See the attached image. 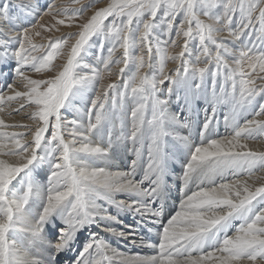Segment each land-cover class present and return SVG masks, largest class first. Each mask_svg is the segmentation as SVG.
Segmentation results:
<instances>
[{"label":"snow or ice","instance_id":"obj_1","mask_svg":"<svg viewBox=\"0 0 264 264\" xmlns=\"http://www.w3.org/2000/svg\"><path fill=\"white\" fill-rule=\"evenodd\" d=\"M98 2L0 0V113L22 101L13 111L33 121L0 117V264H264V151L249 145L264 140V0ZM64 25L76 31L52 35ZM121 150L127 171L97 166ZM177 163L183 198L165 221L157 202ZM121 212L152 218L155 255L126 256L96 233L80 241L100 224L134 238L111 226Z\"/></svg>","mask_w":264,"mask_h":264},{"label":"bare ground","instance_id":"obj_2","mask_svg":"<svg viewBox=\"0 0 264 264\" xmlns=\"http://www.w3.org/2000/svg\"><path fill=\"white\" fill-rule=\"evenodd\" d=\"M106 4L101 3L99 7H102ZM180 50V49H178ZM6 70V68H5ZM13 78V77H12ZM0 80H4L3 76H0ZM0 85H3V83H0ZM22 86H19V90H21ZM22 91V90H21ZM22 103V101H13L10 105H3L5 111L3 113H0V117H2L7 124H32L33 121L29 118L28 113L26 111H20L18 114L14 109H17L19 105ZM199 103L196 104L195 109L193 113L191 114V119L193 122V128L191 129V134L195 132L197 123L201 120L203 122L204 119V111L203 107H198ZM28 109V108H27ZM30 110V109H29ZM171 111L175 112L176 108L172 107ZM228 108H220L218 109L219 113V132L221 135H226L225 131V125L223 121V116L228 113ZM11 113V114H9ZM24 117H28L26 119H23ZM71 118V117H69ZM30 119V122L28 121ZM181 129H177L176 131L178 133H181ZM7 131H25L24 128H8ZM185 133L189 134V130L185 129ZM182 135V134H181ZM191 139H195L198 141L199 137L196 134L195 136H192ZM171 143V141H170ZM249 145L253 150H259L264 151V141H249ZM129 148H131V144H129ZM134 158L131 151H118L115 153L110 154V159L106 163L98 164L97 166L100 167H107L109 171L117 172V171H127L128 165L130 164V160ZM179 163L176 164L175 170H181V166L177 167ZM178 172V171H177ZM182 175V172H181ZM180 175V176H181ZM256 175L264 176V172H258ZM46 175H39L37 176V180L40 183H44L46 181L45 179ZM246 177H241V179H245ZM264 182V181H262ZM165 195L164 199L162 201L157 202V206H159L160 203H163L164 206V216L163 219L166 221L167 218L171 214H173L176 210L179 208V204L181 199L183 198V183L182 180L179 181V178L176 175V172H171L170 178L165 179ZM193 190H195V186H193ZM118 200L126 199L124 195H117L116 197ZM35 207V206H33ZM113 214L115 215V210L113 209ZM120 219L122 220V223L112 224L111 226L116 228L118 231L124 229L123 231H129V226H131V231L134 232V238L124 239L119 238L113 235H110L103 231V229L107 226L105 224H100L98 226L91 227L88 231H85L80 236V241H83L85 237L89 235V233H96L99 237L105 239L108 241V243L111 245V247L115 250H117L120 253H123L126 256H150L155 255V251L147 247V244L150 243H157L158 237H157V231L158 229L154 226L152 222L151 217H145L143 220L140 216H134L131 213H124L121 212L119 214ZM31 219V217H29ZM127 224V225H126ZM18 243L22 242L24 246H27V241L29 237L27 235H18L16 237ZM133 239L135 242H133ZM143 241V243H142ZM79 243V242H78ZM75 253L74 252H68L65 254V256L61 257V260L64 259H71L74 258Z\"/></svg>","mask_w":264,"mask_h":264},{"label":"rangeland","instance_id":"obj_3","mask_svg":"<svg viewBox=\"0 0 264 264\" xmlns=\"http://www.w3.org/2000/svg\"><path fill=\"white\" fill-rule=\"evenodd\" d=\"M40 2L41 3H45V0H40ZM81 2L82 3H87V0H81ZM107 3L108 2V0H99V2L98 3H96V4H94L93 5V7L94 8H98L99 6H100V4L101 3ZM56 3L58 4V5H61V4H64V3H67V0H56ZM91 11H92V8H89L88 9V11H87V14H90L91 13ZM51 20V18L50 17H47V16H45L44 17V20L43 21H41L42 23H45V22H49ZM73 31H76V28H75V26H73V27H69V26H67V25H64V26H61V32H54V33H52V35H55V36H60L61 35V33H67V32H73ZM48 35V33L47 32H42V35L40 36V37H35L34 38V42H36V43H46L47 42V40L45 39L46 38V36ZM220 35H222V36H227V32H224V33H221ZM180 43H182V39H181V41H180ZM179 47H176V48H169V51L170 52H179ZM55 63H61V61L60 60H57ZM175 67V65H174V63L172 62V61H169L168 62V68L169 69H172V68H174ZM116 70V66H114V71ZM2 71L3 72H5V73H8L9 72V70L6 68V70H5V68L4 69H2ZM26 74H28V75H30V76H32V78H43V76H42V74H36V73H33V72H28V73H26ZM47 75H52V73H48ZM13 76H12V74L11 73H9L8 74V76H7V82L8 83H12L13 82V78H12ZM114 80H116V76L114 75V76H112V77H109V78H106L105 79V81H103L104 83H109V82H112V81H114ZM4 82V80H0V83H3ZM258 83H264V82H262V81H257ZM22 86V85H21ZM21 90L23 91L24 89H23V86H22V88H21ZM198 107H202L203 106V102H199V104L197 105ZM23 111H26L27 113H29V109H27V107H25L24 109H23ZM15 115L16 114H18V113H14ZM26 118H28V117H24L23 119H26ZM28 121L30 122V119H28ZM202 125V122H201V120L197 123V126H196V129H195V132H193V134H197V132H198V128H199V126H201ZM186 131H185V129H183L182 128V130H181V133H179V135H181L182 134V136H189V134L188 133H185ZM195 135H192L191 134V136L189 137L190 139H191V137L192 136H195ZM264 140H262V142H263ZM198 142V141H197ZM179 166H181L180 164L177 166V167H179ZM178 171V172H177ZM175 172H176V175H177V177L179 178V181H181V179H180V175H181V170H178V169H176L175 170ZM45 179H46V176H45ZM127 225V224H126ZM122 230H124V229H122Z\"/></svg>","mask_w":264,"mask_h":264}]
</instances>
